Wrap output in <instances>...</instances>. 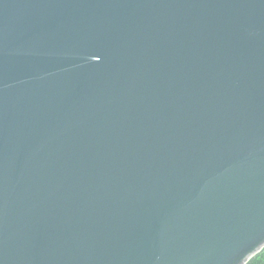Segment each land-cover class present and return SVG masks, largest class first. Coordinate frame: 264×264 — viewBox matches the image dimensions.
<instances>
[{
  "label": "water",
  "instance_id": "water-1",
  "mask_svg": "<svg viewBox=\"0 0 264 264\" xmlns=\"http://www.w3.org/2000/svg\"><path fill=\"white\" fill-rule=\"evenodd\" d=\"M263 247L264 0H0V264Z\"/></svg>",
  "mask_w": 264,
  "mask_h": 264
},
{
  "label": "trees",
  "instance_id": "trees-1",
  "mask_svg": "<svg viewBox=\"0 0 264 264\" xmlns=\"http://www.w3.org/2000/svg\"><path fill=\"white\" fill-rule=\"evenodd\" d=\"M246 264H264V247L253 255Z\"/></svg>",
  "mask_w": 264,
  "mask_h": 264
}]
</instances>
